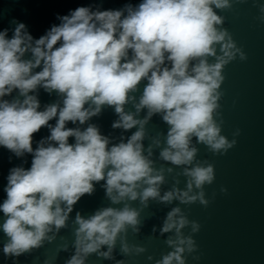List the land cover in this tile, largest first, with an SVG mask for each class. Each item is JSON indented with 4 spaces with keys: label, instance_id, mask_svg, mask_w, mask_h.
Segmentation results:
<instances>
[{
    "label": "clouds",
    "instance_id": "clouds-1",
    "mask_svg": "<svg viewBox=\"0 0 264 264\" xmlns=\"http://www.w3.org/2000/svg\"><path fill=\"white\" fill-rule=\"evenodd\" d=\"M213 6L223 9L231 4L230 0H140L120 9L77 6L58 14L60 22L36 39L22 21L10 37L8 28L0 30V146L17 157L32 154L30 167L14 166L7 175L6 197L0 203V231L8 238L3 246L6 256H19L41 246L45 238L52 239L47 235L52 227L65 226L73 205L94 191V181L105 180L106 194L114 204L125 198L146 203L159 197L164 202L178 199L208 205L204 185L214 181V166L193 164L197 148L191 146L192 138L220 154L236 144L239 130L228 139L221 134L222 119L217 118L223 69L237 54L246 59L228 30L217 27L224 18ZM259 7L264 13V2ZM210 56L214 62H209ZM142 80L147 83L135 109L146 108L147 116L139 120L123 106L134 99L129 93ZM38 87L49 93L56 90L62 103L41 110L35 95ZM14 90L22 99H4ZM104 105L114 106L119 114L112 127H141L126 142L110 145L109 137L94 124L83 130L66 126L69 121L84 124ZM155 113H162L169 125L160 157L175 165H192L184 168L189 177L186 190L160 195L163 172L153 167L151 149L146 156L142 145L143 125ZM53 118L54 125L49 123ZM42 126L50 135L33 148V133ZM69 137L74 141L70 143ZM75 222L76 250L66 264H85L94 252L110 257L120 233L129 227L138 231L140 220L138 210L124 204L104 207L87 218L77 212ZM189 225L191 232L185 235L182 230ZM199 228L180 207L172 208L161 228L162 233H173L166 240L172 250L155 264H186L184 254L197 248L191 233ZM103 245L108 250L99 252ZM121 248L126 254L145 251L126 242Z\"/></svg>",
    "mask_w": 264,
    "mask_h": 264
},
{
    "label": "water",
    "instance_id": "water-1",
    "mask_svg": "<svg viewBox=\"0 0 264 264\" xmlns=\"http://www.w3.org/2000/svg\"><path fill=\"white\" fill-rule=\"evenodd\" d=\"M260 2L264 0H230L231 6L228 8L217 9L213 6L217 14L224 18L217 27L228 30L236 46L246 53V59L241 60L237 54L236 59L225 65V78L221 84V116L217 119H222L221 134L228 139H232L239 130L235 135L236 144L220 154L211 152L207 146L198 143L195 137L192 138L191 146L197 148L193 164L208 162L214 166V181L204 185L208 205H202L199 201L184 204L178 199L164 202L159 197L149 198L146 203H141L139 198H125L114 204L106 194L105 180L94 181V191L90 195H83L73 205L65 226L59 230L53 226L47 234L52 239L45 238L41 246L19 256H6L3 246L8 238L0 231V264H66L76 250L77 212L87 218L104 207L121 208L124 204L138 210V231L129 227L117 237L110 257L104 258L94 252L85 258V264H117V261L123 264H155L172 250L166 240L173 233H162L161 228L167 213L174 207H180L189 220H196L200 224L199 230L191 233L197 248L193 253L184 254L186 264H264V13L260 11ZM139 3L140 0H0V30L8 28L10 37L15 24L22 21L36 39L53 24L60 22L58 14H68L70 9L77 6L105 10ZM217 54H220L219 45ZM208 59L209 62L215 61L214 56ZM146 83V80L139 82L137 89L129 93L134 99L128 100L123 106L125 112L133 113L134 118L139 120L147 116L146 108L139 112L135 109ZM35 95L41 110L48 104L62 103V96L56 90L49 93L38 87ZM17 98L22 99L15 90L4 97L9 101ZM118 119L119 114L115 112L114 106L104 105L99 114L90 117L84 124L69 121L66 126L83 130L89 124H94L101 134L109 137L111 145L121 140L126 142L141 127L139 124L130 129L112 127ZM49 123L54 125L55 118ZM168 128L162 113L153 114L143 125L144 154L148 156L150 148L149 159L153 161V167L163 172L160 195L173 189L186 190L189 177L184 174V168L192 166L175 165L160 157L161 150L166 147ZM48 135L50 130L47 126L33 133V148ZM73 141L74 138L69 137V142ZM31 160V153L17 157L12 151L0 146V203L6 197L4 188L10 169L14 166L30 167ZM2 222L3 213L0 212ZM190 228L189 225L182 230L185 235L190 234ZM122 242L130 247L141 245L145 251L126 254L122 251ZM107 250L108 246L103 245L98 251ZM149 256L151 259H148Z\"/></svg>",
    "mask_w": 264,
    "mask_h": 264
}]
</instances>
